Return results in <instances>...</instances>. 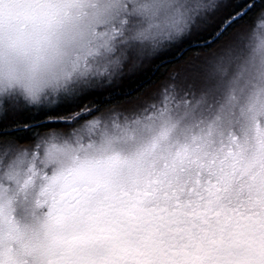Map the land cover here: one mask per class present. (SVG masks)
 Wrapping results in <instances>:
<instances>
[{
  "label": "rangeland",
  "instance_id": "rangeland-1",
  "mask_svg": "<svg viewBox=\"0 0 264 264\" xmlns=\"http://www.w3.org/2000/svg\"><path fill=\"white\" fill-rule=\"evenodd\" d=\"M95 2L94 4L93 2L77 4L81 7V11L77 14L86 16L94 25L93 39L99 43L96 47L88 48L82 57L75 60L67 69L63 79L57 80L53 87L45 86L50 81L45 80L42 75H37L35 70L25 75L18 67V57L21 53L27 52L30 47L31 33L44 19L31 20L29 32L3 30L0 34V96L12 95L32 107L50 98L49 91L57 93L63 91L64 96L72 95V90L75 93L78 92L87 86L84 84L88 83L85 79L89 75L95 79L96 87H108L128 70L126 65L134 56H155L167 45L178 43L189 34L192 27L198 26L208 15L221 11L227 4L225 0H97ZM188 4L197 5V10L192 13L187 12L185 5ZM117 31L130 38L121 43L119 51L115 53L122 62V69L117 72L112 82L108 83L107 76L103 79L99 77L103 66L99 63L97 52H110L113 34ZM240 39L247 40L249 44L252 41L249 34ZM238 42L236 37L234 43L230 44L226 50L218 49L206 55L207 66L228 63ZM261 47H264V36L255 46V48ZM108 71L111 73L112 69L109 68ZM172 78L175 80H169L172 83L180 81L177 73ZM21 83L34 94H38V99L33 100L21 87H18ZM41 87L43 91H39ZM167 88L168 85L164 83V86L154 93L156 96L153 97L156 98L150 102L137 101L136 104L142 106L136 107L134 111L125 110L121 106L112 111L113 113L103 115L106 117L101 118L111 117L126 129L122 137L108 143L103 149L93 143L95 138L88 131L91 122L95 119L76 128L71 134L62 132V134L53 133L38 137L32 142L34 148H31V143H28L30 154L36 153L49 166V174L53 171L56 173L55 179L46 186L43 193L39 191L38 185L33 186L31 180L27 183L21 181L19 184H14L13 181L17 179L15 168L10 169L4 179H0V221L19 225V218L30 214L37 229L39 226L51 227L49 221L58 224V235L53 243L48 244L40 238L38 241L45 251L47 260L40 248L37 249L36 257L50 264L52 261L50 253L57 250L56 245L73 226L72 222L67 223L65 220L77 216L82 204H84L82 213L86 212L84 206L88 200L86 196L88 193L98 194L106 189H116L117 185L120 186L117 181H122L126 172L132 176L141 171L145 162L143 151L145 142L160 131L161 121L155 118L149 119V117H152L154 113L158 116L155 105L162 99ZM259 122L264 127V94L256 92L247 103L243 118L234 124L233 135L250 132L258 127ZM157 146L153 144V150ZM20 147L18 145V149ZM0 157L5 155L0 153ZM113 182L117 184L101 188ZM119 192L120 188L107 193L111 195L119 194ZM18 205L20 206L19 217L16 213ZM34 206H37L36 211H33ZM64 222L67 225H63ZM0 225L5 224L0 223ZM18 229L20 230V227ZM19 232L20 235H24L21 230ZM37 234L38 232L34 237H37ZM44 234L45 232L41 231V235Z\"/></svg>",
  "mask_w": 264,
  "mask_h": 264
},
{
  "label": "clouds",
  "instance_id": "clouds-1",
  "mask_svg": "<svg viewBox=\"0 0 264 264\" xmlns=\"http://www.w3.org/2000/svg\"><path fill=\"white\" fill-rule=\"evenodd\" d=\"M235 3L236 0H232V10ZM13 7L10 0L0 3V10L5 14ZM221 17L227 18L224 14ZM262 26L264 4L236 27L239 42L228 63L204 66L194 74L193 80H180L168 85L162 99L155 105L158 116L154 113L149 117L161 121L160 131L145 142V162L141 171L132 176L126 172L120 190L134 192L147 189L150 181L165 169H178L181 174H191L203 166V158L209 153L219 155L223 152V143L232 137L234 124L243 118L250 98L256 92L264 94V47L253 48L247 40L240 39L246 34L264 36ZM94 31L89 19L78 16L75 11L67 17L46 18L31 33L30 47L18 57V67L25 75L35 70L37 75L50 81L45 86L53 87L57 80L63 79L75 60L82 57L88 48L98 45L99 42L93 39ZM129 38L117 31L113 34L110 52H97L99 63L103 66L100 79L107 76L108 83H111L122 69V62L115 53L119 51L120 44ZM18 87L33 100L38 99V94L25 84L21 83ZM39 91H43V87ZM88 131L95 138L93 143L103 149L122 137L126 129L111 117H98L91 122ZM153 144L158 145L155 150ZM12 168L17 170L14 184L31 180L34 187L39 186L41 193L56 175L55 171L49 174V166L36 153L30 154L25 145H21L15 155L0 157V179H4ZM152 206L170 205L155 195ZM16 213L19 217V205ZM18 223L25 240L36 235L37 226L30 214L19 218Z\"/></svg>",
  "mask_w": 264,
  "mask_h": 264
},
{
  "label": "snow or ice",
  "instance_id": "snow-or-ice-1",
  "mask_svg": "<svg viewBox=\"0 0 264 264\" xmlns=\"http://www.w3.org/2000/svg\"><path fill=\"white\" fill-rule=\"evenodd\" d=\"M197 7L194 4L185 5L189 13L196 11ZM223 23L224 20L221 19L219 23L216 20L203 31L193 29L178 43L167 45L153 57L136 55L126 65L128 70L108 87L82 88L72 95L62 96L52 106L37 109L12 95L0 96V153L5 156L15 155L19 144L34 142L49 130L71 127L72 122L63 117L79 112L90 101L97 106L96 112L113 104L134 111L136 107L142 106L136 104L137 101L153 98L158 86L173 67L178 69L177 76L180 80H193L194 74L208 64V58L201 57L200 54L211 52L225 34L233 30L236 22H230L221 31ZM190 56L194 60L190 61ZM219 164L218 155L209 153L203 158V166L191 174L165 169L150 181L147 191L168 201L174 214L184 217L217 213V219H220L221 215L228 212H243L245 215L259 212L264 215V196L257 203V194L250 179L251 173L241 177V173L237 172L229 182L225 173L219 170ZM54 179L55 177L52 178ZM36 207L34 206L33 211H36ZM0 262L46 264V261L29 255L11 240L0 243ZM160 264H169L168 258L162 257ZM189 264H194L190 257ZM206 264H264V230L259 234L253 233L252 243L243 252L230 250L221 259L209 257Z\"/></svg>",
  "mask_w": 264,
  "mask_h": 264
},
{
  "label": "trees",
  "instance_id": "trees-1",
  "mask_svg": "<svg viewBox=\"0 0 264 264\" xmlns=\"http://www.w3.org/2000/svg\"><path fill=\"white\" fill-rule=\"evenodd\" d=\"M95 1L97 0H10V2L14 4V7L11 8L7 14L0 10V34L3 30L19 33L29 32L31 20H45L46 18L55 19L59 16L67 17L74 11H81V7L77 6V4L92 2V4H94ZM225 1H227V4L221 11L208 15L205 20L201 21L198 26L192 27L189 32L193 31V29L203 31L208 25L215 23L216 20L217 23H219V21L223 19L225 23L233 16L244 11L248 6H251V8L243 17L235 21L236 23L233 24V30L226 33L211 52L201 53V57H206V55L218 49L226 50L230 44L234 43V39L238 37L235 32L237 25L243 23V20L248 18L250 13L254 15L259 11L261 4H264V0H236L235 8L232 10V0ZM3 2L4 0H0V3ZM221 14H224L227 18H219ZM202 23L205 24L202 25ZM223 25H221L220 30H222ZM259 32L260 30H257V33ZM245 36H248V34ZM250 36L252 38L250 45L253 48H255L256 44H258L259 40L263 37L259 34H251ZM177 55L179 54L177 53ZM189 60H194V57L190 56ZM177 71L178 69L176 67L169 69L165 78L174 76ZM85 80L88 82L84 84V86L87 85L85 88L96 87V81L92 76L89 75ZM105 85H107V83H105ZM71 93H75L74 90H72ZM48 95L50 98H46V100L34 104L32 107L39 109L44 106H52L58 99L64 96L63 91L59 93L49 91ZM118 107H121V105L113 104L106 107L103 111L96 112L97 106L90 101L81 108L79 112L63 117L65 120L72 122L71 127L49 130L39 137L48 134L51 135L53 133H74L76 128L78 129V127L86 124L89 120L102 117ZM93 112H96V114L92 115ZM78 117L80 118L79 120L77 119ZM257 124L258 127L250 132L238 133V135H232L230 139L225 140L223 143V152L218 155V160L220 162L219 170L225 173L229 182H231V177L235 176L237 172L241 173V177L248 176L249 173H251L250 179L253 189L257 194L258 203L260 198L264 196V127L261 126L260 122ZM28 143H31L30 145L34 144L32 142H25L19 144V146L25 145L27 147L29 146ZM154 196L155 194L148 192L147 189H137L134 192L120 190L119 196H111L109 201L114 204L124 205L126 203L131 206V232L137 231L132 237L135 236V238L140 240L141 235L138 237L136 234L142 233L144 235L147 232L146 236L148 240L151 242L154 240L161 242L164 235L169 233V236L166 237L165 240L171 244V249L173 248V250L177 251V256L180 260H184L179 264H189V257L194 264H206L209 257L221 259L230 250H239L243 252L252 243L253 233L259 234L261 230H264V215H261L259 212L249 213L247 215L243 212L239 214L228 212L227 214L221 215L220 219H217L216 216L215 225H207L208 220L204 215L198 219L203 225H162L166 222L168 216L174 212L169 207L152 206ZM90 199L91 196H88L87 201L89 202ZM86 206H88V203ZM174 217L179 220V222L184 223L192 220L193 216L184 217L176 214ZM92 218L93 213L89 211L87 215L88 220L85 218L83 225H91ZM145 230L146 232L144 233ZM157 242L151 250L148 248V264H154L150 261L152 259L155 260L157 258V253L161 252L162 246L159 247ZM135 243L136 242L132 241L131 244V246L134 247V251H132L133 255L135 253L139 254V252H137L138 246ZM149 246L150 243H148V247ZM257 254L259 256V249H257ZM68 264H71V261H69Z\"/></svg>",
  "mask_w": 264,
  "mask_h": 264
},
{
  "label": "flooded vegetation",
  "instance_id": "flooded-vegetation-1",
  "mask_svg": "<svg viewBox=\"0 0 264 264\" xmlns=\"http://www.w3.org/2000/svg\"><path fill=\"white\" fill-rule=\"evenodd\" d=\"M176 214L172 213V217L167 218L166 222L162 225H203L198 219L201 216H193L192 220L188 222H179L175 219ZM217 213H209L204 215L208 220L207 225H215ZM131 206L110 203L107 206H101L100 202H96L93 207V218L91 225H83V221L77 222L78 225L72 226V233L75 237L67 238L63 237L56 245V251L50 253L52 260L56 259L58 264H66L68 254L72 256V260H76L77 264H148V250L152 249L156 245V240L150 241L147 238V232L136 234L141 238L132 237L135 232H131ZM161 220V219H160ZM164 221V220H163ZM0 225V243L11 240L14 244L19 245L29 255L37 256V249L40 248L45 260L47 256L45 251L39 245V239L33 238L25 240L24 235H20L19 225ZM135 229V228H134ZM169 236L166 233L161 242H157L161 247V252L157 253V258L152 259L150 262L154 264H160L162 257H167L169 264H179L184 260H180L177 256L176 250L171 249V244L165 240ZM56 238H45L43 241L51 244ZM133 242L140 245L137 247V252L133 255L134 247L131 246ZM148 243L150 246L148 247ZM149 248V249H148ZM92 252H90V250ZM11 250V246H10ZM178 257V259H173ZM10 260H14L13 257H9ZM2 264V262H0Z\"/></svg>",
  "mask_w": 264,
  "mask_h": 264
},
{
  "label": "bare ground",
  "instance_id": "bare-ground-1",
  "mask_svg": "<svg viewBox=\"0 0 264 264\" xmlns=\"http://www.w3.org/2000/svg\"><path fill=\"white\" fill-rule=\"evenodd\" d=\"M250 8H251V6H248L244 11L240 12L239 14L233 16L231 19H229L228 21H226V22L224 23V25L222 26V29L227 28V26H228V24H229L230 22H232V21H236L237 19L243 17V16L245 15V13H246ZM169 80H173V81H175L172 77H167V78H165V79L161 82V85H159L158 88L160 89L161 86H164V83H165L166 85H169L170 83H172V82L169 81ZM164 81H165V82H164ZM159 89H158V90H159ZM153 96H156V94H154ZM153 98H156V97H153ZM153 98H152V99H153ZM152 99H151V100H152ZM141 100H144V99H141ZM151 100H148V101L144 100V101H146V102H150ZM28 147H29V146H27V148H28ZM30 147H31V148H34L32 145H30Z\"/></svg>",
  "mask_w": 264,
  "mask_h": 264
}]
</instances>
